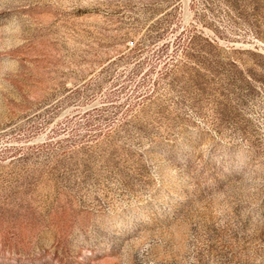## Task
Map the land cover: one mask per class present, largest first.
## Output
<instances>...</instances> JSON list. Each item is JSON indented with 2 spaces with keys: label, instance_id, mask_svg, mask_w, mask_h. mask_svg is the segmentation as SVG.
I'll use <instances>...</instances> for the list:
<instances>
[{
  "label": "rangeland",
  "instance_id": "374dc122",
  "mask_svg": "<svg viewBox=\"0 0 264 264\" xmlns=\"http://www.w3.org/2000/svg\"><path fill=\"white\" fill-rule=\"evenodd\" d=\"M0 264H264V0H0Z\"/></svg>",
  "mask_w": 264,
  "mask_h": 264
}]
</instances>
